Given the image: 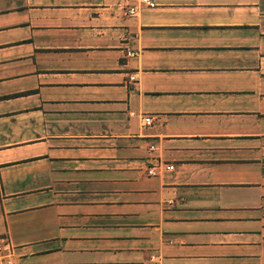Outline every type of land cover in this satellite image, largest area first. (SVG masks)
<instances>
[{"label":"crops","instance_id":"obj_1","mask_svg":"<svg viewBox=\"0 0 264 264\" xmlns=\"http://www.w3.org/2000/svg\"><path fill=\"white\" fill-rule=\"evenodd\" d=\"M136 5L0 0V242L264 264V0Z\"/></svg>","mask_w":264,"mask_h":264},{"label":"built area","instance_id":"obj_2","mask_svg":"<svg viewBox=\"0 0 264 264\" xmlns=\"http://www.w3.org/2000/svg\"><path fill=\"white\" fill-rule=\"evenodd\" d=\"M138 3L139 6H149L152 4V0H133ZM138 5L129 6L128 13L135 14L138 10ZM146 123L150 121V118H145ZM150 149H154L153 146ZM159 169V166L155 165L153 169ZM161 168V167H160ZM173 166L169 165L166 167L167 170H173ZM156 170L152 171L154 173ZM0 264H15V257L12 251V248L7 244H0Z\"/></svg>","mask_w":264,"mask_h":264},{"label":"rangeland","instance_id":"obj_3","mask_svg":"<svg viewBox=\"0 0 264 264\" xmlns=\"http://www.w3.org/2000/svg\"><path fill=\"white\" fill-rule=\"evenodd\" d=\"M154 166H155V165H154ZM154 166H153V167H154ZM167 166H169V165H166L165 168H166ZM166 170H167V169H166ZM0 244H6V243H1V242H0ZM7 245H8V244H7Z\"/></svg>","mask_w":264,"mask_h":264}]
</instances>
